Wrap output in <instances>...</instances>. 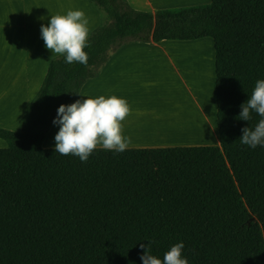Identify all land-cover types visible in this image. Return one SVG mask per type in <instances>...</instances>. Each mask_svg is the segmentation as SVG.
<instances>
[{"label": "trees", "instance_id": "trees-1", "mask_svg": "<svg viewBox=\"0 0 264 264\" xmlns=\"http://www.w3.org/2000/svg\"><path fill=\"white\" fill-rule=\"evenodd\" d=\"M101 23L87 66L52 59L20 131L0 128V264H142L182 242L188 264H264V147L240 143L237 119L264 79V0L134 11L125 0H87ZM211 38L216 128L206 146L97 148L86 162L43 141L61 104L75 100L124 45Z\"/></svg>", "mask_w": 264, "mask_h": 264}, {"label": "crops", "instance_id": "crops-1", "mask_svg": "<svg viewBox=\"0 0 264 264\" xmlns=\"http://www.w3.org/2000/svg\"><path fill=\"white\" fill-rule=\"evenodd\" d=\"M133 10L154 13L159 10L180 9L207 5L211 0H125ZM69 10H82L89 21V34L101 23L99 12L87 0H0V128L18 132L23 127L31 100L37 94L47 67L58 54H52L44 46L40 35L41 24L47 26L51 15H66ZM211 47L212 93L215 102V57L214 44L211 38L194 41H162L158 43H130L119 49L106 63L98 77L87 82L76 100L106 98L116 96L127 100L131 114L122 121V135L129 137L128 149H159L182 147L178 137H167L151 130V123H163L168 118L163 105L172 103L173 97H161L159 101L145 90V82L159 76L163 78L168 71L170 83L173 75H189L191 70L175 66L176 60H187L190 55L184 49L196 46ZM187 58V59H186ZM194 66L196 59L193 57ZM195 67H193L194 70ZM194 72V71H193ZM164 88V85H160ZM184 88V85H183ZM187 105L196 109L198 102L190 98V93L182 90ZM70 103V104H71ZM185 107H188L183 102ZM197 118V112H191ZM177 115V113L175 114ZM202 119H204L202 117ZM210 131L203 132L207 140L211 132L216 136L217 144L209 142L191 143V146H211L218 151L220 147L216 126V103L208 116ZM207 125L208 121L205 122ZM59 125L52 126L43 141L44 149L55 148V134ZM6 143L0 139V149ZM99 148V147H98Z\"/></svg>", "mask_w": 264, "mask_h": 264}, {"label": "clouds", "instance_id": "clouds-1", "mask_svg": "<svg viewBox=\"0 0 264 264\" xmlns=\"http://www.w3.org/2000/svg\"><path fill=\"white\" fill-rule=\"evenodd\" d=\"M89 21L82 10H69L66 15H51L47 26L41 24L40 35L44 46L52 54L63 55L65 63H79L87 66L88 54L84 51L90 47ZM237 119L249 121L251 112L261 119L254 130L242 128L240 143L255 149L258 145L264 147V79L255 82V87L249 99L241 106ZM131 114L127 100L116 96L86 98L83 101L64 105L57 109L53 124L59 125L55 134V148L63 156L69 154L86 162L95 149L122 153L128 149L131 139L122 135V121ZM151 241L140 244L144 249L140 259L142 264H188L182 258V242L176 243L164 253L163 260L150 254Z\"/></svg>", "mask_w": 264, "mask_h": 264}, {"label": "bare ground", "instance_id": "bare-ground-1", "mask_svg": "<svg viewBox=\"0 0 264 264\" xmlns=\"http://www.w3.org/2000/svg\"><path fill=\"white\" fill-rule=\"evenodd\" d=\"M176 2H188L190 0H174ZM200 46V45H198ZM197 51H192L193 49H184L187 55H191L190 57H194L196 59V69L192 72V61L187 62V60H182L180 63L181 66L187 67L191 70V74L187 75L190 79H184L186 84H184V89L190 93L191 99H201L204 102V105L199 106L197 105L196 109L193 107H189L187 105V101L181 97V95H174L172 104L165 103V108L168 111L165 112L168 121L163 123H151V130L155 131L157 134H166V135H175L178 139L186 140L187 142H196L199 139V136L195 134L193 136V132H195L196 128H199L198 124L202 125V127L197 130L198 132H206L210 131V126L206 123V119L208 120V116L211 115V92H212V75H211V47L202 46L198 47ZM187 59V58H186ZM191 64V65H190ZM190 83V84H187ZM177 84L176 81L173 82V86ZM167 82V86H168ZM183 85V84H181ZM169 87V86H168ZM194 92V93H193ZM175 94V93H174ZM183 94V93H182ZM201 98H199V96ZM183 102L186 105L198 114L204 117L202 120L201 117L198 119L189 111H187L186 107L183 105ZM177 113V115H175ZM196 113V114H197ZM210 113V114H209ZM172 133V134H171ZM211 142L217 144V139L214 134L211 132ZM218 151H221V146L219 147Z\"/></svg>", "mask_w": 264, "mask_h": 264}, {"label": "rangeland", "instance_id": "rangeland-1", "mask_svg": "<svg viewBox=\"0 0 264 264\" xmlns=\"http://www.w3.org/2000/svg\"><path fill=\"white\" fill-rule=\"evenodd\" d=\"M134 11H136V10H134ZM101 17V16H100ZM102 21V20H101ZM92 33V32H91ZM90 33V34H91ZM89 34V35H90ZM198 47H201V46H196L192 51H197V49H199ZM60 56V55H59ZM191 56V55H190ZM191 58H193V57H190V59ZM54 59V58H53ZM182 60L183 59H180V60H176L175 62H174V65L175 66H180L181 68H186L187 69V71H189V68H187V67H183V66H181L180 65V63L182 62ZM190 61H192V60H190ZM193 62V61H192ZM191 65V64H190ZM193 66L192 67H195L194 68V70L196 69V65L194 66V62H193V64H192ZM193 70V68H192V72L194 71ZM190 74H191V72H190ZM190 79L189 78V76H187V74L185 75V74H183L182 72H181V77L179 78L178 76H176V75H173V82L174 81H176L177 82V84L175 85V88H174V86H173V83H170V80H169V75H168V71H165V73H164V76H163V78H161V77H159V76H155L154 78H150V79H148L146 82H145V90H146V92H148V93H150V94H152V95H155L156 97V99H152V98H150V99H148V101H151V102H154V101H159L160 100V98L161 97H171V93H172V97H174V95H181V97L183 96V94L182 93H184L182 90H184V88H183V85L184 84H186V81L184 80V79ZM95 79V78H94ZM93 80V79H92ZM89 81H91V80H89ZM88 81V82H89ZM167 82H168V86H167ZM87 83V82H86ZM181 84H183V85H181ZM187 84H190V83H187ZM85 85V84H84ZM160 85H164V88L163 87H160ZM175 93V94H174ZM194 93V92H193ZM36 96V95H35ZM34 96V97H35ZM199 96V98H201L200 97V95H198ZM194 99V98H193ZM33 100V99H32ZM31 100V101H32ZM194 100H196L197 102H198V105L199 106H203L204 105V102H203V100H201V99H194ZM74 101V100H73ZM168 103V102H167ZM70 104V103H69ZM169 104H172V103H169ZM213 106H215V102H214V93H212L211 92V111H210V113L212 112V109H213ZM163 109L165 110V112L166 111H168V109L167 108H165V104L163 105ZM186 109H187V111H189V112H191V109L189 108V107H186ZM209 113V114H210ZM203 115V114H202ZM201 115V113L200 114H198L197 113V119L199 118V117H203ZM204 118V117H203ZM203 120V119H202ZM210 122H208L207 124H209ZM54 125V124H53ZM52 125V126H53ZM199 126V128H196L195 129V132H193V136H195V134L196 135H198L199 136V139H197L198 141H196V142H187L186 140H183V139H180L179 138V140H178V142L179 143H182V147H189L190 145H191V143H199V142H209V143H211V144H214L213 142H211L212 140H211V138L210 139H208L207 140V138H206V136L203 134V132H200V133H196V132H198L197 130H199L201 127H202V125H200V124H198ZM52 126H51V128H52ZM50 128V129H51ZM215 128H216V126H215ZM50 129H49V131H50ZM59 130V129H58ZM48 131V132H49ZM156 133V132H155ZM48 134V133H47ZM172 134V133H171ZM213 134V133H212ZM160 135H164V136H167V137H176L175 135H166V134H160ZM47 136V135H46ZM2 140V139H1ZM191 147H194V146H191ZM206 147H211V146H206Z\"/></svg>", "mask_w": 264, "mask_h": 264}]
</instances>
